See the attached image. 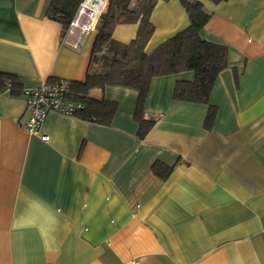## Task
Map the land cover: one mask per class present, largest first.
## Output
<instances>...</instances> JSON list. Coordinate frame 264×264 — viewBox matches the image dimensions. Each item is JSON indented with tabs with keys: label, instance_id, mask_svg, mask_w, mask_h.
<instances>
[{
	"label": "crops",
	"instance_id": "obj_1",
	"mask_svg": "<svg viewBox=\"0 0 264 264\" xmlns=\"http://www.w3.org/2000/svg\"><path fill=\"white\" fill-rule=\"evenodd\" d=\"M198 1L200 36L226 47L227 65L207 103L173 97L192 71L153 77L142 137L131 87L90 90L116 103L107 125L49 113L48 140L23 129V95L0 91V264H264V0ZM50 3L0 0V73L22 88L84 81L91 65L97 32L63 43ZM149 19L147 53L189 24L180 0ZM137 29L117 24L112 39Z\"/></svg>",
	"mask_w": 264,
	"mask_h": 264
},
{
	"label": "trees",
	"instance_id": "obj_2",
	"mask_svg": "<svg viewBox=\"0 0 264 264\" xmlns=\"http://www.w3.org/2000/svg\"><path fill=\"white\" fill-rule=\"evenodd\" d=\"M79 1L51 0L47 13L59 19L66 29ZM157 1L108 0L106 10L96 25L97 34L86 77L84 81H72L66 96L68 100L80 104L72 116L107 125L115 114L116 103L97 100L90 96V90L103 89L106 85L131 87L139 93L135 119L139 124V136L142 137L152 125V121L143 118L142 109L152 78L185 70L192 71L193 78L176 82L173 97L177 100L208 102L217 74L227 65L226 47L208 42L200 36L209 13L198 0H180L189 19L188 26L147 53L144 48L154 29L149 18ZM124 23H138L134 39L127 44L112 39L114 26ZM59 79L48 81L56 82ZM7 82L11 83L10 91L22 94L23 88L16 75L0 73V91L6 90ZM213 115L214 107L209 106L205 127L210 126Z\"/></svg>",
	"mask_w": 264,
	"mask_h": 264
},
{
	"label": "built area",
	"instance_id": "obj_3",
	"mask_svg": "<svg viewBox=\"0 0 264 264\" xmlns=\"http://www.w3.org/2000/svg\"><path fill=\"white\" fill-rule=\"evenodd\" d=\"M108 0H80L77 9L66 27L62 42L77 47L81 38L95 31L100 16L105 12ZM71 80L61 78L56 82L44 81L36 87L22 89L25 107L28 118L22 125L23 129L30 134L39 135L40 139L48 140L47 134H40V126L45 117L56 112L66 116H72L80 107L67 99L70 91ZM10 82L6 83V90H9ZM264 236V227L261 228Z\"/></svg>",
	"mask_w": 264,
	"mask_h": 264
}]
</instances>
